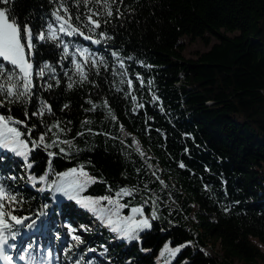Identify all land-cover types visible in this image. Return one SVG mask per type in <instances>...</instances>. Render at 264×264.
<instances>
[{
  "label": "trees",
  "instance_id": "1",
  "mask_svg": "<svg viewBox=\"0 0 264 264\" xmlns=\"http://www.w3.org/2000/svg\"><path fill=\"white\" fill-rule=\"evenodd\" d=\"M60 2L13 0L11 8L38 32ZM66 6L72 23L86 35L99 38L104 31L112 37L96 45L79 35L65 36L69 53L86 47L107 67L101 65L97 74L85 65L88 82L68 89L63 73L72 74L71 55L61 59L62 48L54 42L34 41V69L50 63L60 84L47 73L34 75L27 107L0 108V114L25 122L27 127L16 125L22 132L33 128L32 140L41 133H47L46 143L58 137L59 147L30 153L31 169L23 157L13 160V153L0 149V177L23 198L13 214L35 219L45 205L51 207L32 229L33 241L52 244L64 223L84 241L65 253L75 242L71 236L62 242L55 236L70 260L66 264H264V0H117L110 22L95 34L75 19L87 13L82 4L66 0ZM183 37L199 39L208 48L186 58ZM76 59L82 61L81 55ZM41 100L51 105V113L31 115ZM93 104L97 109L86 111ZM57 122L64 131L53 127L49 132ZM65 140L72 146L60 143ZM48 151L56 155L50 158ZM80 165L97 180L85 186L81 197H110L125 205L120 216L142 207L152 227L129 242L92 212L46 188L57 179L55 173ZM46 172V181H39ZM121 188L133 190L132 195L117 196ZM100 203L115 211L107 200ZM153 211L156 219L151 220ZM165 244L187 247L169 258L161 254ZM207 246L218 251L211 253Z\"/></svg>",
  "mask_w": 264,
  "mask_h": 264
},
{
  "label": "snow or ice",
  "instance_id": "2",
  "mask_svg": "<svg viewBox=\"0 0 264 264\" xmlns=\"http://www.w3.org/2000/svg\"><path fill=\"white\" fill-rule=\"evenodd\" d=\"M12 2L13 0H0V5H3L0 6V61H3V63H0V108L15 104L27 107L34 95V75L43 78L47 73L49 74V79L55 80L57 85L60 84V80L56 79L55 76V68L50 63L45 62L38 70L34 69L32 57L35 55L37 47L34 41L54 42L57 47L62 48L61 59L71 55L72 74L64 73L68 77V89H72L77 83L83 85L88 82L85 65L90 64V68H95L97 74H99L101 65L107 67L103 57H96L86 47L76 46L75 52L69 53V43L65 42V36L73 37L79 35L84 40H90L96 45L106 42L112 37L108 36L104 31L98 33L99 38H93V35H86L80 27L72 23L73 18L69 14L66 0H62L59 6L51 12V18L40 26L38 32L34 31L31 23L22 22L16 17L11 8ZM116 3L117 0H77V4H82L87 9V13L84 16L78 14L75 19L83 25L88 33L95 34L98 29L110 22L109 18L113 15L112 6ZM97 5L99 7H96ZM61 13L64 14L62 15ZM117 13H119V9H117ZM102 17L104 19H101ZM77 54L81 55L82 61L76 59ZM111 55L119 60L121 67L124 66L123 60L120 59L117 52H112ZM6 65H11V69L6 70ZM74 76H78L79 80L73 79ZM127 84L131 88L132 80L129 79ZM46 87L50 89L53 85L46 83ZM135 99L136 97L133 96L132 100ZM89 103L92 102L89 101ZM64 107L67 108L68 105H64ZM104 107H107V101L104 102ZM96 109L97 105L93 104L92 108L86 111H95ZM51 111V105L41 100L39 108L37 111L32 112L31 115L42 117L45 113H51ZM25 115L27 117L28 113L25 112ZM112 119H115V117L112 116ZM84 123L88 124L90 121H85ZM16 125L27 127L24 121L17 120L12 115L5 116L0 114V149L11 152L15 156L23 157L26 169L33 167V163L29 162V156L32 151L39 148L47 150L54 146L59 147L57 143L58 137L57 140L46 143L45 137L47 133H41L37 139L32 140L33 128H27V132H22ZM53 127L61 132L64 131V129L60 128L59 122L48 127V131L51 132ZM89 132H91V129H89ZM77 135H82V133ZM25 136L28 139H25ZM60 143L72 146V141L70 140L61 141ZM29 144H31V147H29ZM59 150L61 153L66 151L63 147H60ZM47 155L51 158L56 153L48 151ZM49 163H51V160ZM184 166V164H180V167L183 168ZM48 174L46 172L44 175L39 176L38 180L41 182L46 181ZM55 175L57 179L46 185L48 190H51L54 194L67 197L68 200L75 201L81 207L95 214L98 219L106 223L110 231L118 233L119 238L127 239L129 242L138 240L141 232L152 227L150 218L144 215L142 207H132L131 213L133 215L120 216L119 209L125 207V205L117 204L110 197H101L99 199L81 197L80 193L86 185L97 182L96 178L85 171L84 165L70 168L66 172L55 173ZM4 179V177H0V264H20V262H23V264H52V253L50 251L45 253L42 248H37L35 241L28 243L27 247H25L24 238H22V230L24 228L35 229L39 218L47 214L45 210L48 206L45 205L41 212L36 214L35 219L27 215H14V211H19L16 206L23 203V198L13 195L3 183ZM8 179H15V177H9ZM29 179L36 181L37 177L30 175ZM41 190L43 191L44 189ZM132 191L128 188H121L117 196H130ZM100 200H107L110 205H114L115 211L98 207ZM227 210L225 209V211ZM136 214H139V218H137ZM113 216L116 217L115 220L112 219ZM154 219H156L155 211L151 213V220ZM74 231V229H70L69 233L72 234ZM32 235H35V233L33 232ZM71 239L75 243L69 244L65 249V253L84 243L79 235L72 234ZM184 247H187V244L176 248H171L168 244H165L161 254L164 255L166 253L169 258H172ZM89 251H95V249H89ZM76 264H81V261L77 260Z\"/></svg>",
  "mask_w": 264,
  "mask_h": 264
},
{
  "label": "rangeland",
  "instance_id": "3",
  "mask_svg": "<svg viewBox=\"0 0 264 264\" xmlns=\"http://www.w3.org/2000/svg\"><path fill=\"white\" fill-rule=\"evenodd\" d=\"M211 41H216L215 38H212ZM183 43H184V50H183V54L186 58L188 57H194L196 52H201L205 49L208 48V46H206L205 44H203V42L199 39H189L187 37H183ZM17 157L13 156V160H15ZM101 206V203H99L98 207ZM95 223V222H94ZM62 224V223H60ZM91 230H93V227H90ZM251 240L256 243L258 246H260L259 241L256 238H251ZM58 248V247H57ZM205 250L211 252V253H215L218 251V247L215 246L214 248H211L209 246H207L205 248ZM58 251V249H57ZM56 258L58 259V257L56 256Z\"/></svg>",
  "mask_w": 264,
  "mask_h": 264
},
{
  "label": "bare ground",
  "instance_id": "4",
  "mask_svg": "<svg viewBox=\"0 0 264 264\" xmlns=\"http://www.w3.org/2000/svg\"><path fill=\"white\" fill-rule=\"evenodd\" d=\"M206 40V39H205ZM181 44V43H180ZM115 61V60H114ZM64 74V73H63ZM70 74V73H69ZM39 79V78H38ZM45 81V80H44ZM126 83V82H125ZM143 83V82H142ZM43 84V83H42ZM78 84V83H77ZM80 85V84H79ZM44 88V87H43ZM136 102V101H135ZM97 104V103H96ZM101 105V104H100ZM99 109V108H98ZM107 110V109H106ZM108 112V111H107ZM85 114V113H84ZM101 115V114H100ZM63 116V115H62ZM94 117V116H93ZM79 118V117H78ZM82 118V117H81ZM103 119H105V118H103ZM82 122V121H81ZM155 123V122H154ZM100 124V123H99ZM114 124V123H113ZM123 124V123H122ZM65 125V124H64ZM71 125V124H70ZM69 125V126H70ZM154 126V125H153ZM112 127V126H111ZM89 129H91V128H89ZM92 130V129H91ZM162 130V129H161ZM114 131V130H113ZM160 131V130H159ZM103 132V131H102ZM106 134V133H105ZM105 136V135H104ZM130 150V149H129ZM38 175V174H37ZM102 201V200H101ZM123 213V212H122ZM103 224V223H102ZM155 257V256H154ZM242 262V261H241Z\"/></svg>",
  "mask_w": 264,
  "mask_h": 264
}]
</instances>
